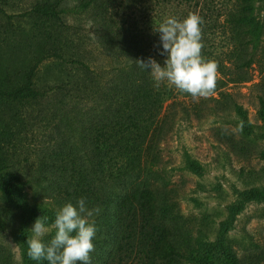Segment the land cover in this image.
<instances>
[{
	"label": "rangeland",
	"instance_id": "obj_1",
	"mask_svg": "<svg viewBox=\"0 0 264 264\" xmlns=\"http://www.w3.org/2000/svg\"><path fill=\"white\" fill-rule=\"evenodd\" d=\"M119 1L106 15L124 21ZM103 3L0 0V89L24 83L34 66L39 85L65 79L70 87L24 104L0 99L8 170L20 176L19 182L0 177L12 184L11 194L0 188V264L42 263L27 255L30 229L44 212L53 216L46 225L50 227L56 210L71 202L65 200L63 189L77 174L72 158L80 153L77 147L85 145L80 139L88 132L104 131L106 115L116 105L104 92L91 93L97 85L118 84L116 73L123 65L119 57L104 53ZM242 3L252 25L259 23L264 31V0ZM248 35L252 79L222 88L242 105L246 116L233 109H213V99H185L183 106L177 105L174 124L165 127L159 164L141 175V181L156 190L160 215L173 233L177 254L167 264H264V112L260 90L253 86L264 84V35L258 42ZM147 43L159 44L151 39ZM92 48L95 54L88 58ZM80 56L87 58L91 72L70 68ZM212 96L222 98L217 91ZM112 206L100 205L101 214L91 218L97 228L91 264H106L114 247L116 233L108 221ZM52 235L54 231L44 242Z\"/></svg>",
	"mask_w": 264,
	"mask_h": 264
},
{
	"label": "trees",
	"instance_id": "obj_2",
	"mask_svg": "<svg viewBox=\"0 0 264 264\" xmlns=\"http://www.w3.org/2000/svg\"><path fill=\"white\" fill-rule=\"evenodd\" d=\"M116 1L104 0L101 13L105 22L102 37L105 56L115 55L123 64L116 73L118 84L97 85L91 90L92 94L106 93L111 98L110 104L116 105L106 115L104 131L97 129L80 139L89 147H77L76 151L80 153L72 158L77 174L73 183L67 181L72 185L64 184V198L73 204L85 198L87 206L105 203L109 207L113 204L108 221L116 237L106 264H167L175 260L177 254L173 233L160 215L156 190L149 183L142 182L141 175L152 172V167L159 164L160 140L165 136V127L168 123L174 124L179 114L177 105L183 106L191 95L169 86L166 81L156 87L150 69L142 70L135 61H147L152 57L163 67L166 55L159 54L163 49L155 28L169 17L182 21L189 13L198 14L203 19L202 56L218 63L215 91L222 97L211 95L203 103L213 99L216 102L213 109H233L245 117L242 105L222 88L229 82L252 79L254 59L248 57V34H253L258 42L264 31L261 24L252 25L243 0H120V11L126 17L124 21L106 15ZM142 13L146 14L145 17ZM152 31L153 37H148ZM149 39L153 45H160L150 47ZM94 50H87L88 58L95 54ZM81 57L73 59L77 64L70 68L91 72V64L87 58ZM91 62L95 64L94 59ZM37 76L38 68H30L24 83L0 89V99L5 103L24 104L70 88L65 79L47 87L39 85ZM253 86L260 90L259 104L264 112V84L259 82ZM7 138L6 132H0V177L7 175L9 180L19 182L20 176L8 170ZM0 188L4 193H12V184L8 180H0ZM106 194L108 199H105ZM42 214L53 217L45 212ZM41 264L48 262L45 260Z\"/></svg>",
	"mask_w": 264,
	"mask_h": 264
},
{
	"label": "clouds",
	"instance_id": "obj_3",
	"mask_svg": "<svg viewBox=\"0 0 264 264\" xmlns=\"http://www.w3.org/2000/svg\"><path fill=\"white\" fill-rule=\"evenodd\" d=\"M203 19L198 14L189 13L182 21L169 17L155 31L160 34L161 56L166 55L162 67L152 57L147 61L138 59L135 63L142 70H149L159 87L162 82L188 93L194 100L208 98L217 86L218 63L202 56ZM102 212L99 206L89 208L85 198L76 205L68 202L55 212L51 226L47 216L37 218L27 238V255L34 261L48 264H91V253L95 250L93 240L97 228L91 218ZM54 231L45 243L44 237Z\"/></svg>",
	"mask_w": 264,
	"mask_h": 264
}]
</instances>
